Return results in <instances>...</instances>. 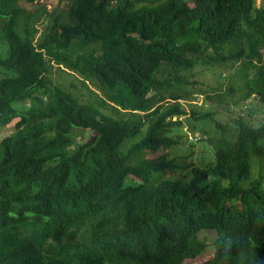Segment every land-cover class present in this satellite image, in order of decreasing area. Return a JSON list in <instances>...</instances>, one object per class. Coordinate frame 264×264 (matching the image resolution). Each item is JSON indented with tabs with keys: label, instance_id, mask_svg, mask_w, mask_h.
I'll use <instances>...</instances> for the list:
<instances>
[{
	"label": "trees",
	"instance_id": "trees-1",
	"mask_svg": "<svg viewBox=\"0 0 264 264\" xmlns=\"http://www.w3.org/2000/svg\"><path fill=\"white\" fill-rule=\"evenodd\" d=\"M69 12L73 25L38 37L41 2L0 0V128L17 120L0 142V264H184L207 233L202 264H264V6L71 0ZM53 62L103 99L53 85ZM200 67L232 69L263 118L217 122L215 162L167 178L174 162L147 152L181 144L170 134L186 118H212L180 103ZM78 131L91 135L72 150Z\"/></svg>",
	"mask_w": 264,
	"mask_h": 264
},
{
	"label": "rangeland",
	"instance_id": "rangeland-1",
	"mask_svg": "<svg viewBox=\"0 0 264 264\" xmlns=\"http://www.w3.org/2000/svg\"><path fill=\"white\" fill-rule=\"evenodd\" d=\"M41 2L47 9L49 14L46 19L40 20L38 24L40 37L46 30L48 25H52L55 19H59L63 24H71L74 22L70 16L69 7L71 0H35ZM257 6H264V0H257ZM195 77L191 81V95L186 100H181L183 108L188 113L196 112L210 114L211 119L196 121L192 118L184 120L183 127H175L172 129L170 136L179 140L181 144L177 146H167L152 153L147 152L149 157L154 159L166 158L167 161L172 160L174 167L166 171L167 178H183L189 176L192 168H204L207 163H214L213 147L209 146V137L216 133V123L223 125H234L236 120L242 119L252 121L258 119L262 121L263 115L260 113L261 105L259 100L252 96L250 99L243 100V94L240 93L239 83L233 80V70H211L209 68L200 67L195 71ZM48 77L53 85H61L74 94L76 93L79 100L83 103L92 102L97 104L103 99L102 91L85 80L83 76L76 72L67 70L56 62L49 67ZM173 100L167 99L163 103L171 104ZM16 108H21V103L14 104ZM111 117H118V113L111 109H102ZM123 116V115H120ZM198 117V116H197ZM176 118H174L175 120ZM14 121L8 126L0 128V142L15 132ZM91 132L78 131L77 141L72 146L74 150L77 144L87 140ZM135 182L138 179H133ZM208 246L202 256L194 260L185 261L184 264H202L207 259L213 257L214 247L212 243L215 241V234L207 233L204 238Z\"/></svg>",
	"mask_w": 264,
	"mask_h": 264
}]
</instances>
